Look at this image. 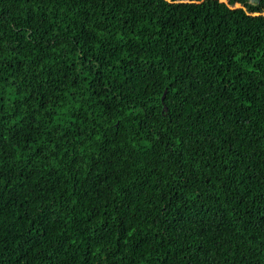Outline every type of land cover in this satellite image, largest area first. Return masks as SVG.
Masks as SVG:
<instances>
[{
  "label": "trees",
  "instance_id": "1",
  "mask_svg": "<svg viewBox=\"0 0 264 264\" xmlns=\"http://www.w3.org/2000/svg\"><path fill=\"white\" fill-rule=\"evenodd\" d=\"M263 11L0 0V264H264Z\"/></svg>",
  "mask_w": 264,
  "mask_h": 264
},
{
  "label": "rangeland",
  "instance_id": "2",
  "mask_svg": "<svg viewBox=\"0 0 264 264\" xmlns=\"http://www.w3.org/2000/svg\"><path fill=\"white\" fill-rule=\"evenodd\" d=\"M235 6H237V4H235ZM263 16H264V11L262 12Z\"/></svg>",
  "mask_w": 264,
  "mask_h": 264
},
{
  "label": "water",
  "instance_id": "3",
  "mask_svg": "<svg viewBox=\"0 0 264 264\" xmlns=\"http://www.w3.org/2000/svg\"><path fill=\"white\" fill-rule=\"evenodd\" d=\"M161 99H163V95L161 96Z\"/></svg>",
  "mask_w": 264,
  "mask_h": 264
}]
</instances>
